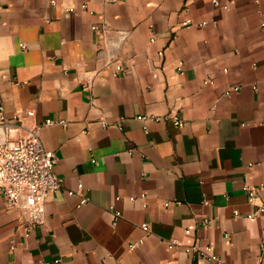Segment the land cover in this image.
<instances>
[{
    "label": "crops",
    "instance_id": "1",
    "mask_svg": "<svg viewBox=\"0 0 264 264\" xmlns=\"http://www.w3.org/2000/svg\"><path fill=\"white\" fill-rule=\"evenodd\" d=\"M263 25L264 0H3L0 120L42 125L62 187L27 238L0 192V264H264Z\"/></svg>",
    "mask_w": 264,
    "mask_h": 264
},
{
    "label": "built area",
    "instance_id": "2",
    "mask_svg": "<svg viewBox=\"0 0 264 264\" xmlns=\"http://www.w3.org/2000/svg\"><path fill=\"white\" fill-rule=\"evenodd\" d=\"M235 0H212L216 7L229 9ZM3 7V0H0V15ZM183 25L191 26L192 18L183 21ZM99 30L98 26H93ZM264 29V25H263ZM26 48L25 44H21ZM161 55L163 52L160 53ZM182 65V62H179ZM123 66L117 63L116 72L122 71ZM117 73H115L116 75ZM29 116H33L34 111H28ZM145 120L148 116H139ZM65 123L64 121H58ZM57 123L52 119L46 121V125ZM175 123L181 125V121ZM42 125L36 124L21 133L24 128L21 115H15L13 120H9L4 113L1 114L0 130L6 138L0 142V192L5 196L7 208L15 211L18 217V231L27 238L34 227L41 224L46 216V202L48 198L62 187V179L55 171L57 157L54 151L44 147L40 139V129ZM82 188V185H80ZM248 199L251 203L259 200L258 212L264 213V184L259 186L245 185ZM72 195L74 192L69 191ZM86 200H82L84 203ZM238 214V212L236 213ZM121 216L120 212L115 213V223ZM249 214L248 217H253ZM143 228L148 230V226L143 224ZM12 240V249H14ZM176 241L170 242L173 247ZM201 255H207L213 260H218L216 256L210 254L211 247L204 249L194 248ZM58 262V261H56ZM221 264L222 262L218 260Z\"/></svg>",
    "mask_w": 264,
    "mask_h": 264
}]
</instances>
